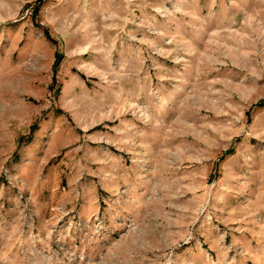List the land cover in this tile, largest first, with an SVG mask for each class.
I'll use <instances>...</instances> for the list:
<instances>
[{
	"label": "rangeland",
	"instance_id": "obj_1",
	"mask_svg": "<svg viewBox=\"0 0 264 264\" xmlns=\"http://www.w3.org/2000/svg\"><path fill=\"white\" fill-rule=\"evenodd\" d=\"M0 264H264V0H0Z\"/></svg>",
	"mask_w": 264,
	"mask_h": 264
},
{
	"label": "trees",
	"instance_id": "obj_2",
	"mask_svg": "<svg viewBox=\"0 0 264 264\" xmlns=\"http://www.w3.org/2000/svg\"><path fill=\"white\" fill-rule=\"evenodd\" d=\"M61 58H62V56H58V55H57L56 65H57L58 63H60Z\"/></svg>",
	"mask_w": 264,
	"mask_h": 264
}]
</instances>
